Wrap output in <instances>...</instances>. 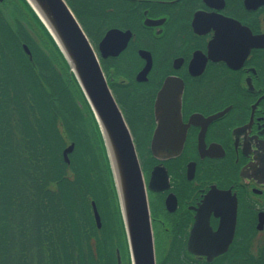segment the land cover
Here are the masks:
<instances>
[{
    "label": "flooded vegetation",
    "instance_id": "af4514ba",
    "mask_svg": "<svg viewBox=\"0 0 264 264\" xmlns=\"http://www.w3.org/2000/svg\"><path fill=\"white\" fill-rule=\"evenodd\" d=\"M106 15L96 47L117 32L96 53L155 264H264V0H107Z\"/></svg>",
    "mask_w": 264,
    "mask_h": 264
},
{
    "label": "trees",
    "instance_id": "16d2710c",
    "mask_svg": "<svg viewBox=\"0 0 264 264\" xmlns=\"http://www.w3.org/2000/svg\"><path fill=\"white\" fill-rule=\"evenodd\" d=\"M66 1L95 41L107 23V0ZM9 2V18L0 2V257L19 244V264H119L115 246L127 251L123 229L120 239V224L110 234L108 223L99 230L94 222L92 200L100 215L107 202L119 211L101 135V147L91 142L81 98L98 129L93 113L26 0ZM66 140L75 142L70 163L62 156ZM14 158L22 160L21 175L11 173ZM122 259L130 264L128 252Z\"/></svg>",
    "mask_w": 264,
    "mask_h": 264
},
{
    "label": "water",
    "instance_id": "95a60500",
    "mask_svg": "<svg viewBox=\"0 0 264 264\" xmlns=\"http://www.w3.org/2000/svg\"><path fill=\"white\" fill-rule=\"evenodd\" d=\"M26 2L62 53L97 123L110 167L130 264H155L145 188L136 151L96 51L66 0ZM116 32L111 30L102 37L97 45L100 53L104 54L106 39ZM22 47L31 59L28 46L23 43ZM73 148L74 142H70L62 150L66 163H69L68 154ZM91 206L99 228L100 214L94 200ZM116 253L119 262L118 250Z\"/></svg>",
    "mask_w": 264,
    "mask_h": 264
},
{
    "label": "rangeland",
    "instance_id": "374dc122",
    "mask_svg": "<svg viewBox=\"0 0 264 264\" xmlns=\"http://www.w3.org/2000/svg\"><path fill=\"white\" fill-rule=\"evenodd\" d=\"M10 4H12V2H9V0H4V2H2V6L3 7H5L6 8V14L8 15V18H9V10L12 8V6H9ZM10 8V9H9ZM18 10H20L21 11V9H20V7H18ZM11 19V18H10ZM33 28H34V26H33ZM105 28V27H104ZM35 29V28H34ZM36 30V29H35ZM104 30V29H103ZM31 32V31H30ZM102 33H103V31H102ZM102 33H101V35H99V36H95L94 38V40L95 41H93L92 42V46H93V48L95 49V51L97 50V47H96V44H97V42H98V40L100 39V37L102 36ZM31 35L35 38V40H36V42H37V44L38 45H40V41H39V39H38V37H36L32 32H31ZM87 36H88V34H87ZM89 37V36H88ZM91 40V39H90ZM92 41V40H91ZM28 46V45H27ZM29 48V47H28ZM30 50V49H29ZM31 52V51H30ZM97 52V51H96ZM78 104L80 105V107H82V108H84L83 106H85V116H87V120L85 119L84 120V123H85V125H86V127H87V129H88V132L91 134V142L92 143H94L96 146H102V143H101V140H100V134H99V132H98V129H97V127H96V125H95V123H94V121H93V117L91 116V114H90V111L87 109V106H86V103H85V101H84V99L83 98H81V101H79L78 102ZM70 142H73V141H68V140H66V144H65V146H63V147H66L67 145H69V143ZM95 145H94V147H95ZM74 148H75V142H74ZM74 148H73V150H74ZM72 150V151H73ZM71 151V152H72ZM70 152V153H71ZM69 153V154H70ZM69 154H68V158H69V163H70V157H69ZM22 164V160L20 159V158H14L13 159V161H12V163H11V165H10V170H11V173L13 174L14 173V171H15V174L17 175V174H20L21 175V173H20V170H19V165H21ZM109 203L107 202L106 203V206H103L102 207V209H101V215H100V220H101V225H100V227L98 228L99 230H101L102 229V223H103V221H105L106 223H108V225H109V231H110V234H113V233H115V231L117 230V228H116V224H120V227L117 225V227H118V230H119V233H120V239L122 238V229H123V226L121 225V222L119 223L118 222V220L120 221L121 220V218H120V214L119 213H117V216H116V213L115 214H113V209H112V207H109V205H108ZM103 211V212H102ZM100 214V213H99ZM102 216V217H101ZM105 218V219H104ZM104 219V220H103ZM95 222V221H94ZM122 228V229H121ZM123 240V239H122ZM123 242H124V240H123ZM8 246H9V244H8ZM20 246L21 245H19V244H16V245H12V247L11 248H9L8 247V249H7V251H6V255H5V251H4V253L2 254L1 253V257H0V260L2 261L3 259H5V256H7L8 258H9V264H19V263H21V261H20V257H19V255H18V257L16 256L17 255V253H19V250L21 251V249H20ZM115 248H116V250H118V253H119V255H120V260H119V264H121V262L124 260V259H122V256H126L127 255V251H126V248L124 247V249H121V247H117V246H115ZM20 254V253H19ZM117 256V255H116ZM17 258V259H16ZM11 260V261H10ZM14 262H16V263H14Z\"/></svg>",
    "mask_w": 264,
    "mask_h": 264
},
{
    "label": "bare ground",
    "instance_id": "6f19581e",
    "mask_svg": "<svg viewBox=\"0 0 264 264\" xmlns=\"http://www.w3.org/2000/svg\"><path fill=\"white\" fill-rule=\"evenodd\" d=\"M2 2H4V0L2 1ZM68 4V3H67ZM69 5V4H68ZM70 7V6H69ZM71 8V7H70ZM72 10V9H71ZM74 13V12H73ZM75 15V14H74Z\"/></svg>",
    "mask_w": 264,
    "mask_h": 264
}]
</instances>
